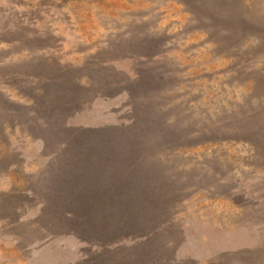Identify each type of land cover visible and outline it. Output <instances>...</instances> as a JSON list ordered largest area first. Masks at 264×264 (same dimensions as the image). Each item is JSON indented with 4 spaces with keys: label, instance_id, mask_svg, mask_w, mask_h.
Here are the masks:
<instances>
[{
    "label": "rangeland",
    "instance_id": "1",
    "mask_svg": "<svg viewBox=\"0 0 264 264\" xmlns=\"http://www.w3.org/2000/svg\"><path fill=\"white\" fill-rule=\"evenodd\" d=\"M0 264H264V0H0Z\"/></svg>",
    "mask_w": 264,
    "mask_h": 264
},
{
    "label": "trees",
    "instance_id": "2",
    "mask_svg": "<svg viewBox=\"0 0 264 264\" xmlns=\"http://www.w3.org/2000/svg\"><path fill=\"white\" fill-rule=\"evenodd\" d=\"M55 74H57V72H55ZM148 79V81L150 80L149 79V77L147 78ZM130 83H131V81H129ZM67 84V82H65V85ZM66 93V92H65ZM57 104V103H56ZM56 104H55V111H54V109H53V111L52 112H55V113H57V115H55V118H56V127L57 128H59V129H64V130H67L70 134V136H72L73 137V140H72V143H80L81 142V138L80 137H82L81 135L83 134V135H86L85 137L86 138H91V140L92 139H97V141L99 140L98 138H96L97 136H96V132L95 131H93L92 129H83V128H79L80 126H78V125H74V126H72L71 124L69 125V124H67L68 123V120H69V118H72V116H69V114H67V112L65 113V111H68L69 109H65V108H67V107H71V105H60V103H58V105L56 106ZM76 104V102L74 103V104H72V107L73 108H76L75 110H74V113L75 112H77V110L79 111L80 110V108L77 106V105H75ZM66 114V115H65ZM63 115L64 116H66L67 118H66V120H64L63 119ZM58 118V119H57ZM55 124V123H54ZM52 125V124H51ZM78 126V127H77ZM124 125H121V128L123 127ZM74 127H76V128H74ZM125 129V128H124ZM121 131H123V130H121ZM140 177V176H139ZM145 176L143 177V179H141V178H139L138 179V181H140L139 183H142L141 182V180L143 181L144 180V182H145ZM97 184H95V186H96ZM99 185V184H98ZM132 186H133V184H132ZM136 186H138V183L136 184ZM103 187V186H102ZM103 189L105 190L106 188H104L103 187ZM109 204H111L112 206H113V202L111 201H108V204L107 205H109Z\"/></svg>",
    "mask_w": 264,
    "mask_h": 264
}]
</instances>
